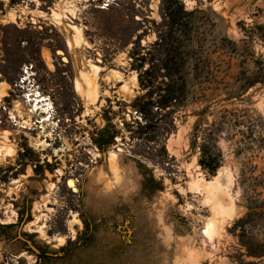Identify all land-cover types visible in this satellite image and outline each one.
I'll use <instances>...</instances> for the list:
<instances>
[{
    "label": "rangeland",
    "instance_id": "rangeland-1",
    "mask_svg": "<svg viewBox=\"0 0 264 264\" xmlns=\"http://www.w3.org/2000/svg\"><path fill=\"white\" fill-rule=\"evenodd\" d=\"M181 1L191 22L190 97L166 141L168 158L152 160L134 153L142 143L130 141L124 122L141 93L129 54L166 30L162 0H0V264H184L186 249L200 264H264L246 256L235 227L249 219L248 234L264 243V215L253 216L264 212V112L256 107L264 83L244 85L256 62L264 69V0ZM88 61L104 69L95 101L81 82ZM29 86L51 104L43 134L36 116L26 129L16 122L20 111L30 116ZM106 115L125 141L102 152L92 136ZM197 123L198 141L212 131L223 153L215 176L191 149ZM41 135L46 147L33 141ZM145 167L162 189H148ZM209 220L217 224L211 241Z\"/></svg>",
    "mask_w": 264,
    "mask_h": 264
},
{
    "label": "trees",
    "instance_id": "trees-1",
    "mask_svg": "<svg viewBox=\"0 0 264 264\" xmlns=\"http://www.w3.org/2000/svg\"><path fill=\"white\" fill-rule=\"evenodd\" d=\"M164 6L163 18L167 25L166 30L157 32V41L147 47H142L137 41L130 51L131 68L138 73V84L141 93L129 105L132 114L131 121L124 122L128 129L131 142H141L143 150L134 151L142 157L148 155L158 158H168L166 141L176 131V120L189 101V86L186 75L188 65L186 43L190 40L191 22L181 0H162ZM140 39V37H139ZM259 71L252 77H245V87L254 86L258 82L264 83L263 62H256ZM126 106L127 105H124ZM106 126L92 136L95 146L102 152L110 146L117 145L116 139L125 137L115 129L112 119L105 116ZM201 125L197 123L191 140V149L199 154L198 163L201 169L209 175L215 176L223 164V153L218 148L214 132L199 142L198 133ZM145 149V150H144ZM140 167L144 166L139 164ZM145 169H147L145 167ZM148 170V189L159 185ZM38 173V170H35ZM253 209H257L258 200L250 198ZM264 212H254L259 217ZM249 219L239 220L235 227L240 230L239 239L246 249V256L260 259L264 257V243L253 240L247 232L246 224ZM246 264H255L248 262Z\"/></svg>",
    "mask_w": 264,
    "mask_h": 264
},
{
    "label": "bare ground",
    "instance_id": "bare-ground-1",
    "mask_svg": "<svg viewBox=\"0 0 264 264\" xmlns=\"http://www.w3.org/2000/svg\"><path fill=\"white\" fill-rule=\"evenodd\" d=\"M75 35H76L77 38H80V39L84 38L83 30L81 28L75 27ZM69 45H70V47L72 49H74V46L76 44H75L74 41H72ZM44 56H45V59L47 60V66L49 67L50 70H53L54 66L51 63L50 56L48 54H45ZM63 61H65V59ZM87 65H88L87 67H89V72H83L81 74V78H82L81 82H83V85L85 86V89L83 88L85 93L84 92L83 93H84V95L86 94L89 98L90 97L93 98L94 101H95V100H97L98 95H99V83H98V80L100 79L101 72L104 69L102 67H100L99 65L97 66L95 64H92L90 61H88ZM137 78H138L137 74L134 75V81L136 83H138V79ZM26 80H27V78H24L23 83ZM81 84L82 83L78 82L77 85H75L76 89H79V90L82 91ZM24 98L26 99L27 103L31 104L30 105L31 108H30V111H29L30 116H29L28 119H26L25 115H27V113H25V112L23 113L22 111L19 112V110H18V112H19L18 117H19V119L21 121L20 122L16 121V122L21 126V128H25L26 129V128H28L30 126V123H29L30 118H32L33 116H36L37 119L41 120V121H39V124H41L39 129L43 130L39 134H43L45 128L47 127L46 123L48 124L51 121V114H50L51 113L50 112L51 104L49 102V98L44 96L43 94H41L37 90V88H34L33 86L32 87L29 86L25 90ZM44 137H48V135L44 136ZM44 137H43V135H41L38 138L33 140L37 147H46L47 146V142L42 140V138H44ZM69 181L72 182V187H69V188H74L75 187V182L73 180H71V179ZM68 186H69V184H68ZM75 191H76V189H74V192Z\"/></svg>",
    "mask_w": 264,
    "mask_h": 264
},
{
    "label": "snow or ice",
    "instance_id": "snow-or-ice-1",
    "mask_svg": "<svg viewBox=\"0 0 264 264\" xmlns=\"http://www.w3.org/2000/svg\"><path fill=\"white\" fill-rule=\"evenodd\" d=\"M185 3L189 7H192L197 4V0H185ZM217 11H219V9H217ZM256 107H258L262 112H264V101L260 102L258 105H256ZM5 135H7V133H5ZM5 154L10 157L13 155V152L11 149H8ZM13 183H16V181H13ZM68 184L69 187H72L71 181H69ZM193 190L202 195L201 190L198 187H194ZM216 229L217 224L213 220H209L207 225L203 226V236L206 237L209 241L213 240L216 234ZM60 243L63 244L64 240L61 239ZM182 255H184L185 257L184 264H200L199 256L195 251H189L186 249Z\"/></svg>",
    "mask_w": 264,
    "mask_h": 264
}]
</instances>
